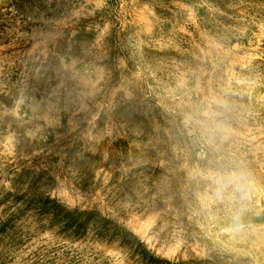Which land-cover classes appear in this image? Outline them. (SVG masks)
Segmentation results:
<instances>
[{
    "label": "rangeland",
    "instance_id": "rangeland-1",
    "mask_svg": "<svg viewBox=\"0 0 264 264\" xmlns=\"http://www.w3.org/2000/svg\"><path fill=\"white\" fill-rule=\"evenodd\" d=\"M34 196L166 263L264 264V0H0V264H143Z\"/></svg>",
    "mask_w": 264,
    "mask_h": 264
},
{
    "label": "trees",
    "instance_id": "trees-1",
    "mask_svg": "<svg viewBox=\"0 0 264 264\" xmlns=\"http://www.w3.org/2000/svg\"><path fill=\"white\" fill-rule=\"evenodd\" d=\"M29 205L67 241L78 242L92 236L96 243L124 250L143 264H172L157 258L125 225L97 210L70 209L57 200L38 196L30 199Z\"/></svg>",
    "mask_w": 264,
    "mask_h": 264
}]
</instances>
